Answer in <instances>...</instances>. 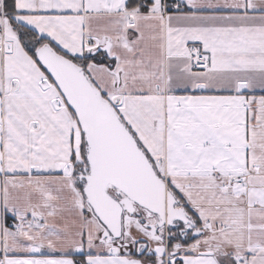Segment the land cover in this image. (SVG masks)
Wrapping results in <instances>:
<instances>
[{
	"label": "snow or ice",
	"instance_id": "6c2138e0",
	"mask_svg": "<svg viewBox=\"0 0 264 264\" xmlns=\"http://www.w3.org/2000/svg\"><path fill=\"white\" fill-rule=\"evenodd\" d=\"M0 264H264V0H0Z\"/></svg>",
	"mask_w": 264,
	"mask_h": 264
}]
</instances>
